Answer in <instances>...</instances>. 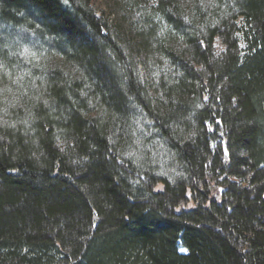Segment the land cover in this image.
Returning <instances> with one entry per match:
<instances>
[{
	"label": "trees",
	"instance_id": "1",
	"mask_svg": "<svg viewBox=\"0 0 264 264\" xmlns=\"http://www.w3.org/2000/svg\"><path fill=\"white\" fill-rule=\"evenodd\" d=\"M181 2H142L164 27L157 52L181 72L148 95L128 71L120 86L105 82L104 54L121 63L124 54L91 0H0L1 19L18 10L15 20L67 48L107 111H120L124 89L183 172L173 181L139 173L110 151L103 124L79 112L87 104L75 87L47 72L62 115L35 111L34 153L0 140V264H264V0H216L208 21L200 0L193 17Z\"/></svg>",
	"mask_w": 264,
	"mask_h": 264
},
{
	"label": "rangeland",
	"instance_id": "2",
	"mask_svg": "<svg viewBox=\"0 0 264 264\" xmlns=\"http://www.w3.org/2000/svg\"><path fill=\"white\" fill-rule=\"evenodd\" d=\"M143 1L140 3L138 0H91V7L95 16L106 23L110 38L124 54V58L121 56L122 63L114 59L112 54H104L107 61L111 58L106 67L104 60L100 63L105 67L103 70L105 82L108 86L111 84L114 86L111 81L114 76L120 86L125 81L122 72L126 74L128 71L131 79L134 78L145 92L151 95L157 90L162 91L165 84L160 86L161 79L164 83L170 84L178 76L176 73L181 72L178 68H173L169 60L157 52V40L164 27L158 17L148 15V11L144 10ZM200 1L204 5L200 11L201 18L208 21L214 14L213 9H216L217 3L214 4L216 0ZM212 4L213 7L207 8V5ZM229 7L225 9L228 10ZM195 9L191 0H182L180 12L185 13V16L193 17L194 11L197 10ZM13 14L14 21L0 18L1 141L6 140L10 145L21 141V144L32 147L33 153L36 151L35 111L39 110V113H47L54 117L62 115L52 103L48 91L50 79L48 77L51 74L48 75L47 72L57 71L60 74L58 76H61L60 80L64 81L58 80L57 83L75 87L79 98L87 104L84 110L77 106L79 112L84 117H96L103 124L105 127L103 133L108 138L112 153L131 161L142 174L153 173L172 181L183 175L182 169L180 170L175 162L172 148L154 129L148 115L124 89L121 91L124 101L120 111L117 113L107 111L108 107L99 100L94 101L90 96L91 90L88 87L90 84L88 85L82 70L66 61L64 52L67 48L60 47L57 40L55 41V36L42 29L43 26L36 24L35 21L30 23L22 19L15 20L22 16L18 10ZM146 39L150 40L149 48L141 46ZM193 96L191 105L183 107L185 113L190 116L199 103ZM55 131L56 141L59 143L60 133L59 130ZM183 133L185 134V130L179 131L180 135Z\"/></svg>",
	"mask_w": 264,
	"mask_h": 264
},
{
	"label": "snow or ice",
	"instance_id": "3",
	"mask_svg": "<svg viewBox=\"0 0 264 264\" xmlns=\"http://www.w3.org/2000/svg\"><path fill=\"white\" fill-rule=\"evenodd\" d=\"M65 2L67 3V0H65ZM242 47H243V45H242Z\"/></svg>",
	"mask_w": 264,
	"mask_h": 264
}]
</instances>
